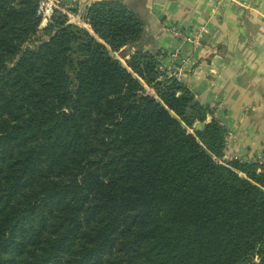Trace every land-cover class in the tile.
Instances as JSON below:
<instances>
[{"label": "trees", "instance_id": "obj_1", "mask_svg": "<svg viewBox=\"0 0 264 264\" xmlns=\"http://www.w3.org/2000/svg\"><path fill=\"white\" fill-rule=\"evenodd\" d=\"M39 1L0 0V264H264V172L224 159L140 15L40 30Z\"/></svg>", "mask_w": 264, "mask_h": 264}, {"label": "crops", "instance_id": "obj_2", "mask_svg": "<svg viewBox=\"0 0 264 264\" xmlns=\"http://www.w3.org/2000/svg\"><path fill=\"white\" fill-rule=\"evenodd\" d=\"M99 1L75 4V14L89 31L84 18L88 7ZM123 1L144 21V50L161 52L164 70L209 107L232 138L225 160L264 155V0H242L243 7L226 5L221 20L213 15L210 0ZM174 26L189 36L206 26L202 47L182 43L171 33Z\"/></svg>", "mask_w": 264, "mask_h": 264}, {"label": "built area", "instance_id": "obj_3", "mask_svg": "<svg viewBox=\"0 0 264 264\" xmlns=\"http://www.w3.org/2000/svg\"><path fill=\"white\" fill-rule=\"evenodd\" d=\"M77 1L78 0H73L72 2H65L64 0H40L38 4V16L40 17L41 20L39 29L42 30L49 25L56 11L64 13L68 17L70 23L82 26L83 19L80 18L78 15H76L74 12L75 4ZM210 1L214 3V8L212 13L218 20H221V11L226 5L239 6V7L244 6L242 0H210ZM171 33L182 43L192 44L194 48L198 49L201 48L203 45L206 35L208 34V28L206 26L200 27L196 29L191 36H189L180 28L174 26L173 28H171ZM174 56L177 58L178 54H175ZM161 70H164L163 65L161 66ZM231 140L232 138L228 134L226 138V150ZM239 161L246 163H257L259 166H261L260 169L258 170V173L264 172V155H259L255 160H239Z\"/></svg>", "mask_w": 264, "mask_h": 264}, {"label": "rangeland", "instance_id": "obj_4", "mask_svg": "<svg viewBox=\"0 0 264 264\" xmlns=\"http://www.w3.org/2000/svg\"><path fill=\"white\" fill-rule=\"evenodd\" d=\"M116 58H118V59H119V60H120L122 63H124V62H125V61H124V59L122 58V56H121V55H120V56H119V55H117V56H116Z\"/></svg>", "mask_w": 264, "mask_h": 264}, {"label": "water", "instance_id": "obj_5", "mask_svg": "<svg viewBox=\"0 0 264 264\" xmlns=\"http://www.w3.org/2000/svg\"><path fill=\"white\" fill-rule=\"evenodd\" d=\"M150 94L154 95L151 91H150ZM196 128H197L198 130H200V129H202V125H197Z\"/></svg>", "mask_w": 264, "mask_h": 264}]
</instances>
